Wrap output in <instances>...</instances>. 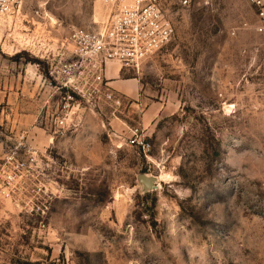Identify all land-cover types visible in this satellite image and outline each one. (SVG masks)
<instances>
[{
    "label": "rangeland",
    "instance_id": "obj_1",
    "mask_svg": "<svg viewBox=\"0 0 264 264\" xmlns=\"http://www.w3.org/2000/svg\"><path fill=\"white\" fill-rule=\"evenodd\" d=\"M163 8L175 36L132 71L141 81L137 101L101 107L96 136L77 132L68 145L57 137L49 148L27 137L74 172L55 198L0 196V264H264L257 9L251 0H163ZM109 17L100 0H22L0 18V56L45 76L64 52L45 55L46 45H68L73 30ZM134 128L148 152L128 145ZM142 174L157 177L159 189L144 193Z\"/></svg>",
    "mask_w": 264,
    "mask_h": 264
},
{
    "label": "built area",
    "instance_id": "obj_2",
    "mask_svg": "<svg viewBox=\"0 0 264 264\" xmlns=\"http://www.w3.org/2000/svg\"><path fill=\"white\" fill-rule=\"evenodd\" d=\"M50 1L55 0H47ZM100 1L110 11L108 21L98 27L73 30L64 52L48 64L44 76V82L61 102L60 114L53 122L52 133L56 137L68 133L73 126L74 109L79 110L83 101L95 102L102 97L114 109L122 105L123 99L105 84V68L109 63L139 71L146 59L163 50L175 36L163 0ZM191 1L180 0V5L189 7ZM251 2L257 9L256 31L264 35V0ZM21 5L22 0H0V18L14 15ZM26 139L23 133L0 164V195L15 197L24 191L30 203L59 196L63 191L61 182L69 180L74 172L72 164L67 159L41 154ZM127 143L144 152L150 150L139 128L131 129ZM42 213L45 214L43 210Z\"/></svg>",
    "mask_w": 264,
    "mask_h": 264
},
{
    "label": "crops",
    "instance_id": "obj_3",
    "mask_svg": "<svg viewBox=\"0 0 264 264\" xmlns=\"http://www.w3.org/2000/svg\"><path fill=\"white\" fill-rule=\"evenodd\" d=\"M64 46L46 45L44 54L56 50L63 51ZM3 47L5 45H2L0 53L7 56ZM17 53L18 51H15L14 54ZM132 71L135 72L114 62L105 68V84L123 101L128 99L135 102L140 95L141 81ZM130 73L132 75H129ZM55 106L61 107L60 97L44 82V75L23 74L16 59L0 56V164L3 163L8 150L19 142L23 133L33 145L40 148L54 145L58 138L52 133L53 125H48V117ZM103 106L112 107V104L102 97L95 102L83 101L78 111V123L73 126V132H68L61 138L63 144L68 145L71 136L77 132L79 135L89 136L93 133L96 136L101 129L96 125L95 118ZM113 115L115 114L110 110L109 117ZM114 123V120H109L110 126Z\"/></svg>",
    "mask_w": 264,
    "mask_h": 264
},
{
    "label": "water",
    "instance_id": "obj_4",
    "mask_svg": "<svg viewBox=\"0 0 264 264\" xmlns=\"http://www.w3.org/2000/svg\"><path fill=\"white\" fill-rule=\"evenodd\" d=\"M138 182L142 185L144 193L157 191L159 189L158 178L155 176H147L145 174L139 175Z\"/></svg>",
    "mask_w": 264,
    "mask_h": 264
}]
</instances>
